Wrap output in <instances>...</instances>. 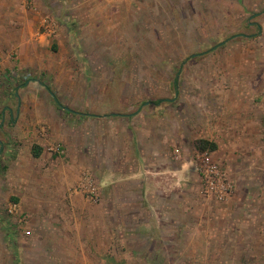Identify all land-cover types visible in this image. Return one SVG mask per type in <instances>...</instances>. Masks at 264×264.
Here are the masks:
<instances>
[{
	"label": "crops",
	"instance_id": "0c3cea01",
	"mask_svg": "<svg viewBox=\"0 0 264 264\" xmlns=\"http://www.w3.org/2000/svg\"><path fill=\"white\" fill-rule=\"evenodd\" d=\"M1 1L18 10L13 17L16 41L5 52L0 49V71L14 69L16 75L6 81L7 86L16 83L18 90L5 88L7 100L16 104L0 105V176L9 188L33 183L29 199L21 194L11 198L18 203L8 206L27 218L26 228L18 229H28L33 241L43 242L38 251L28 252L53 255L61 240L65 255L84 257L93 251L104 262L113 258L111 264H202V257L229 264L222 258L254 256L249 248L232 249L244 239L239 228L243 219L228 216L251 202L258 204L264 194V84L257 94L244 96L245 103L229 105L208 120L209 132L200 139L215 145L208 150L227 172L233 191L216 208L227 216L210 218L206 242L215 243L200 247L199 228L194 249H185L186 192L202 181L195 155L175 152L174 146L185 141L182 121H175L180 126L173 135L165 112L154 114L159 103L130 112L122 106V91L89 90L85 82L77 88L63 69L82 59V48H99L105 41L102 34L128 25L137 31L147 0ZM46 1L50 8L43 7ZM2 11L0 28L5 32ZM106 96L120 98V104H107ZM90 188L96 190V200ZM94 210L98 217L91 216ZM1 217L0 212L2 236L9 238ZM219 241L228 248L217 247ZM9 250L0 243V264H18L17 252L10 260Z\"/></svg>",
	"mask_w": 264,
	"mask_h": 264
},
{
	"label": "rangeland",
	"instance_id": "374dc122",
	"mask_svg": "<svg viewBox=\"0 0 264 264\" xmlns=\"http://www.w3.org/2000/svg\"><path fill=\"white\" fill-rule=\"evenodd\" d=\"M48 3L44 2L43 7L50 8ZM9 4L0 0L6 30L4 32L0 28V49L4 52L14 44L18 31V26H13L18 10ZM144 4L142 18H139L143 21L142 26L139 24L137 31L128 25L120 27L121 30L116 33L102 34L105 41L101 40L103 44L99 48H82V59L63 66V69L73 77L77 88H82L85 82L89 90H106L110 95L122 91V106L128 107L130 112L138 113L161 99L156 106L159 112L154 111V114L161 117L160 112H165L173 135V130L180 126L175 121H182L180 131L185 141L174 148L179 150L176 153L192 156L209 147L207 144L203 147V139H200L209 132L208 120L229 105L245 103L244 96L257 94L264 84V0H147ZM53 6L57 8L55 4ZM13 70L0 71V95H6L0 100V105L16 104L15 99L7 100L8 92L3 94L7 89L15 93L18 90V87L13 88L14 82L7 86L6 78L12 80L16 75ZM65 82L58 84L62 86ZM94 99L102 100L100 97ZM119 99L104 98L107 104L115 102L116 106L120 104ZM257 99L253 98L254 101ZM199 117H202L201 121L197 119ZM3 178L0 176L1 220L10 233L9 238L5 235L4 238L2 232L5 230L1 232L0 229V243L12 250H9L10 260L15 251L18 264L112 263L113 258H106L104 262V258L94 255L93 251L84 257L65 255L61 240L56 242L53 255H39L37 251L42 248L43 242L33 241L31 235L26 237L22 232L28 225L27 218L18 209L17 213L8 212L10 204L18 203L12 197L22 194L29 199L33 183L11 185L9 188L1 182ZM201 184L196 190L187 188L186 192L185 249H194L193 239L199 236V228L202 229L200 247L215 243L206 242L211 229L210 218L227 216L216 210L217 204L223 201L216 200ZM91 216L98 217V212L92 211ZM233 216L243 219L239 228L243 229L241 234H244V239L233 243L232 249L249 248L254 256L244 254L222 259L229 264H264V194H260L258 204L257 201L251 202L242 212L228 217ZM246 217L250 223L245 221ZM221 226L222 232L227 231ZM20 227L22 229H18ZM4 239L8 242L7 246ZM69 243L76 248L75 244ZM225 244L228 248L227 243L216 242L217 247ZM31 249H37V255L28 252ZM186 259L193 260L190 257ZM200 259L202 264H218L216 261L219 258ZM211 259L215 263H211Z\"/></svg>",
	"mask_w": 264,
	"mask_h": 264
},
{
	"label": "built area",
	"instance_id": "2783aa9c",
	"mask_svg": "<svg viewBox=\"0 0 264 264\" xmlns=\"http://www.w3.org/2000/svg\"><path fill=\"white\" fill-rule=\"evenodd\" d=\"M59 146L55 145L53 149L59 150ZM175 152H178L175 149ZM196 170L198 171L202 184L206 191L218 201H224L233 191V185L227 176V172L213 159L211 152L208 149L197 151L195 156ZM90 196L93 200L98 198L96 190L89 189ZM13 207L8 208V212L13 213ZM25 236L30 235V231H23Z\"/></svg>",
	"mask_w": 264,
	"mask_h": 264
},
{
	"label": "trees",
	"instance_id": "16d2710c",
	"mask_svg": "<svg viewBox=\"0 0 264 264\" xmlns=\"http://www.w3.org/2000/svg\"><path fill=\"white\" fill-rule=\"evenodd\" d=\"M47 89H48V91H50V92H52L51 91V89L47 86ZM53 97H54V95H53ZM55 98V97H54ZM55 101H56V98H55ZM161 100L159 99V100H157V101H155L154 103L155 104H157V103H159ZM201 143L203 144V147H206V144L209 146L208 148H209V150H212V149H214V147H215V145H213V144H210V143H208L207 141H204V140H201ZM208 148H205V149H208ZM204 149V148H203ZM33 154L34 155H36L37 154V152H35L34 151V147H33Z\"/></svg>",
	"mask_w": 264,
	"mask_h": 264
}]
</instances>
